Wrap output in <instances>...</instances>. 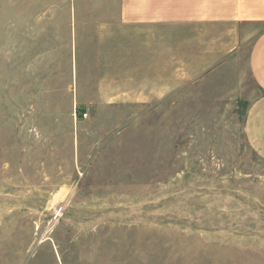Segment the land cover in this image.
<instances>
[{"label":"rangeland","instance_id":"1","mask_svg":"<svg viewBox=\"0 0 264 264\" xmlns=\"http://www.w3.org/2000/svg\"><path fill=\"white\" fill-rule=\"evenodd\" d=\"M116 3L0 0V264H264V24L94 26Z\"/></svg>","mask_w":264,"mask_h":264},{"label":"crops","instance_id":"2","mask_svg":"<svg viewBox=\"0 0 264 264\" xmlns=\"http://www.w3.org/2000/svg\"><path fill=\"white\" fill-rule=\"evenodd\" d=\"M97 10L112 12L113 9L101 4ZM114 10L111 18H99L93 25L114 27V32L144 39H149L148 33L161 34L168 27L223 23L264 24V0H117ZM142 57L149 59L151 55L144 52ZM148 66L144 64L143 71L141 68L138 70L146 73ZM248 71L260 95L246 112L243 132L250 149L264 161V29L254 37L251 44Z\"/></svg>","mask_w":264,"mask_h":264},{"label":"trees","instance_id":"3","mask_svg":"<svg viewBox=\"0 0 264 264\" xmlns=\"http://www.w3.org/2000/svg\"><path fill=\"white\" fill-rule=\"evenodd\" d=\"M82 112H83V109H82V108H78L77 116H78L79 118H81V116H82Z\"/></svg>","mask_w":264,"mask_h":264},{"label":"built area","instance_id":"4","mask_svg":"<svg viewBox=\"0 0 264 264\" xmlns=\"http://www.w3.org/2000/svg\"><path fill=\"white\" fill-rule=\"evenodd\" d=\"M82 116H83V118H85L86 117V114L84 113V114H82Z\"/></svg>","mask_w":264,"mask_h":264}]
</instances>
